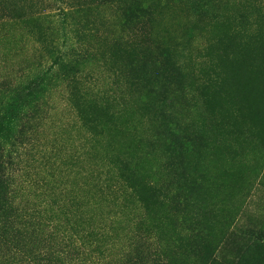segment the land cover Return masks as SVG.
<instances>
[{
  "label": "rangeland",
  "instance_id": "rangeland-1",
  "mask_svg": "<svg viewBox=\"0 0 264 264\" xmlns=\"http://www.w3.org/2000/svg\"><path fill=\"white\" fill-rule=\"evenodd\" d=\"M198 1L0 3V116L13 122L6 124L10 131L24 129L26 136L18 138L19 152L0 171L10 177L11 196L18 211L23 209L13 225L22 244L47 247V219L59 216L72 218L71 227L103 235L105 264H148L126 252L137 234L143 235L144 256L159 246L152 247L153 240L165 247L185 245L175 236L187 242L183 204L176 210L158 202L147 207L107 189L106 180L110 161L127 157L139 179L170 174L177 180L167 133L180 125L206 134L205 141L196 139L195 166L194 160L189 165L197 181L192 192L200 200L189 213H197V226L214 237L221 261L256 263L257 253L247 250L255 239L264 240V0H203L201 14ZM134 2L152 7L151 43L157 46L146 59L177 63L181 72L168 93L152 90L153 81L165 77L158 70L157 78L129 81L131 72L138 73L132 68L138 56L114 48L129 37L132 22L125 21L122 8ZM56 55L78 65L77 82L52 63ZM91 96L109 106L99 111L105 125L94 134L72 104ZM179 186L168 194L185 195ZM31 209L43 213L23 216ZM162 214L174 216V225H165ZM176 256L178 264L194 263L187 250ZM0 264H13L1 244Z\"/></svg>",
  "mask_w": 264,
  "mask_h": 264
},
{
  "label": "trees",
  "instance_id": "trees-1",
  "mask_svg": "<svg viewBox=\"0 0 264 264\" xmlns=\"http://www.w3.org/2000/svg\"><path fill=\"white\" fill-rule=\"evenodd\" d=\"M4 1L0 0V3ZM197 7L199 14H201L206 8L205 1L199 0ZM151 8L150 4L143 5L139 2H134V4L122 8L125 21L129 20L132 22L131 31L129 37L119 40V43L115 44L114 48L115 50L123 48L126 53L136 54L138 56V59L133 62L134 67H132L138 73L133 76L131 72L128 75L129 81L138 83L145 79L157 78L158 75H154L153 70H158L165 74V77L160 81H153L151 86L152 90L168 93L175 82L173 78L179 80L181 72L177 63H172L167 59V62L161 59H146L148 54L153 51V47L157 46V44L151 43L152 31L149 25L153 16L150 12ZM56 56L53 58L52 63H60L68 80L77 82L76 80L80 75L78 65L72 61L64 63V59L58 57L59 55ZM165 62L171 63L169 65L171 69H168L167 66L164 67ZM92 97L90 99H82L81 101L75 100L72 104L75 106L78 118L94 134V130L105 125L99 111L103 112L109 106L105 101L100 102L98 96H95V98ZM17 100L18 98L12 99L4 111L6 112L7 109H12L15 106L13 101ZM98 105L102 107V110L97 109ZM8 121V117L5 114L0 116V166H7V163H11L14 153H18L20 146H22V143L18 142V138L26 137L22 133L24 129H20V134L10 131L11 128L8 125L6 126V124L13 122L9 121V123ZM205 135L201 129L189 133L186 130L184 131L183 128H180V125L168 127L167 143L171 146L170 161L173 166L172 172H177V180L169 179L170 174L165 175L162 179H158L157 177H154L155 179H139L131 166L133 164L131 159L133 158L127 157L129 160L115 159L110 161L112 167L110 177L106 179L109 183L107 184V189L114 188L117 191H123L125 194L136 198L141 205L147 207L154 202H158L160 206L169 204L176 210L178 209V205L183 204L184 218L182 222L185 224V228H187V232H185L187 242L182 238L179 239V233H176L175 236L177 240L183 241L185 245H180V247H174L172 245L165 247L161 243L153 240L151 241L152 247L153 244H158L159 246L153 247L152 253L150 252V255L146 253L144 256L145 245L143 244V235L137 234L133 237L131 236L133 241L130 242L128 249L126 248L127 254L135 256L136 261L146 259L148 264H178L176 255L177 252L183 249L194 255L195 259L193 264H227L216 256L217 248L214 237L210 239L208 229H201L197 226V213L191 216L188 211L195 204L200 206V200L198 199L197 192H195L196 189L192 192L194 188H197V181H192L189 176V172L192 169H189V165L194 160L195 166L197 156L194 155L200 144V141L195 142L196 139L205 141ZM192 142L194 144L193 147L191 146ZM185 156H191L192 159L186 161ZM5 157H7L8 162L5 160ZM186 163L188 164L187 166L185 165ZM11 183L10 177L4 173V170L0 171V244L9 252L13 264H105L101 260L105 257L103 254H106L103 235L94 229H91V231H82V229L78 230V227H71L72 218H60L59 216L50 215L51 217L47 219V247L45 245L29 247L25 243L22 244L17 238L16 233L13 234V231L16 229L13 228V225H15V222H19L16 221V218L23 214V209L18 211L19 206L14 203L10 192ZM178 183L181 190L183 189L182 193H185V195H169L167 191L172 188V185H178ZM102 188L100 186V190L103 191ZM38 211L43 213L41 209H31L30 211L25 210L23 216L33 218L38 216ZM161 218L166 219L165 225L172 223L174 225V222H176V218L169 214H162ZM59 220L62 221L59 222ZM188 223H190V226H187ZM68 224L71 225L68 226ZM213 229L214 226L212 225L209 230ZM247 251L249 253H257L256 263L252 260L250 261L251 264H264V240L255 239ZM110 264L114 263L111 261ZM184 264H188V262ZM235 264H245L244 258H241Z\"/></svg>",
  "mask_w": 264,
  "mask_h": 264
}]
</instances>
